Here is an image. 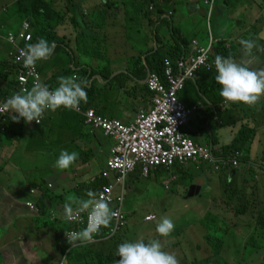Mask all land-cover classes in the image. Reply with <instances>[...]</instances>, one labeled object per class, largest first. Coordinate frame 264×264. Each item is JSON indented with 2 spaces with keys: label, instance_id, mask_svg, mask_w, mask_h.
<instances>
[{
  "label": "crops",
  "instance_id": "0c3cea01",
  "mask_svg": "<svg viewBox=\"0 0 264 264\" xmlns=\"http://www.w3.org/2000/svg\"><path fill=\"white\" fill-rule=\"evenodd\" d=\"M43 1L56 11L57 20L64 17L62 26L68 25L72 30L65 33L60 25L56 27L61 29L57 36L63 40L55 42L57 49L56 51L54 49L49 57L53 63L50 66L52 70L47 78L42 75L43 81L54 89L58 86L60 76L86 79L87 89H91V97L87 104L82 102L83 106L89 105L100 114L121 119L126 124L133 123L140 110L151 107L153 94L147 91L146 83L149 73L161 66L160 61L171 59L177 67L183 62L188 64L196 53L195 41H198L202 48L211 45L209 29L211 6L205 3L206 0ZM24 4L23 0L0 2V57H3L0 58V64L10 61L9 58L5 59L12 48L7 41L8 34H17L24 30L26 22L31 23V20L27 19L29 12H26ZM11 5L14 9H11ZM69 8L72 15L65 19ZM62 9H65L64 14H61ZM76 17L78 27L75 23ZM211 25L215 39L213 44L215 55L216 47H221L229 56L240 62L242 46L239 41L255 39L258 35L264 34V0H216L215 9H212ZM32 29L34 33L37 29L35 24L31 26ZM259 42L264 44V39ZM177 45L181 48L178 54L172 48ZM159 52L160 56L157 55ZM62 57H66V63L59 62ZM260 61L264 62V55L260 57ZM257 66H264V63H258ZM180 70L177 69L178 72ZM71 71L74 73L71 74ZM15 74L16 71L8 63L7 67L0 65V101H6L15 93L16 85H11L13 81L15 82ZM216 75L217 72L207 74L202 71L198 74L196 82L189 83L186 91L182 92L181 100L189 107L205 101L206 107L201 112L204 118L199 119L204 124L202 127L201 123L197 125L194 132L207 142L204 145L214 146L218 151L229 145L225 132L221 131L222 125L226 122L234 125L237 122L234 117L238 120L241 118L242 121L254 119V125L262 134L258 141L260 144L259 147L256 145V149L251 146V157L246 159V164H242L241 168L244 170L251 167L259 168L261 174L257 176L258 183L249 184L247 187L249 199H255L253 195L255 193L260 202V206L257 202V208H261L264 206V149L261 144L264 139V96L260 99L263 107L256 110L258 113L255 111L251 115L250 111L254 107L243 103H238L237 106L223 112L219 109L224 100L219 95L221 86L215 81ZM211 86L214 87L213 91H209ZM104 92L109 94L104 96L102 95ZM3 94H7L6 99H3ZM118 94L124 96L119 99L120 101L115 99ZM14 115L12 111L7 126L0 130V242L4 237L12 235L18 236V239L0 243V264H57V260L63 261L70 251L78 247H72L65 234L68 231L67 226L70 228V225L64 218V204L69 196L88 199L89 191H97L92 190L90 184L99 179L104 183L100 175L106 168L111 148L116 141L98 130L87 127L89 132H86L84 130L86 126L76 122L81 116L65 108L55 112L46 111L41 123L35 121L26 123L23 119L17 123L12 121ZM47 128L49 134L46 133ZM213 129L216 130L217 144L212 137ZM59 132L62 137L67 136L66 134L73 137L65 138L57 149H54L51 142V147L55 151L53 154L46 140L50 138V134L58 136ZM232 133L234 135V132ZM86 147L95 151V154L92 153L91 161L83 162L81 158L73 164L75 168L72 166L71 170L58 172L55 165L61 150L79 153ZM253 150L256 152L254 156ZM97 155L105 157V164L99 174L94 173L96 177H90L84 166L92 163ZM40 156L47 157L48 163H41V166L40 163H33L32 170L25 171L28 164L40 159ZM10 164L18 165L22 172H25L19 175L5 174L4 168ZM43 170L51 172L52 177L56 179L31 184ZM244 170L240 171L238 187L244 184V177L241 175ZM166 173L161 169L153 172L150 178L145 180L160 183V176ZM172 174L171 178L164 176L166 182L175 178L179 181L183 178L189 182V188L193 184L202 186L201 192L192 199L184 195L189 191L188 187L180 186V192L183 193L180 196L187 201L186 206L201 216L204 205H208L207 209L212 205V197L204 198L202 195L206 188H211L210 182L213 180L211 171L204 168L201 172L193 165L185 169L177 166ZM139 175L140 173L136 172L130 177L127 209L142 207L138 195L144 179ZM57 178L62 180V185L56 183ZM33 189L35 193L31 194ZM57 189H62L60 194L49 195ZM155 195L161 198L158 193ZM30 201L37 207L35 212L25 206ZM157 204L159 200L152 206ZM221 209L225 211L224 208ZM210 212L204 211L206 215L204 220ZM258 212L259 210L256 214ZM151 213L156 212L149 210L146 214ZM42 217L47 218L48 223L43 224ZM204 220L199 218L200 223ZM183 231L175 229L169 237L161 238L180 246ZM69 263L70 259L67 261V264Z\"/></svg>",
  "mask_w": 264,
  "mask_h": 264
},
{
  "label": "clouds",
  "instance_id": "9594fccd",
  "mask_svg": "<svg viewBox=\"0 0 264 264\" xmlns=\"http://www.w3.org/2000/svg\"><path fill=\"white\" fill-rule=\"evenodd\" d=\"M205 3L207 4V0ZM215 5H216V0L213 6L214 9H215ZM211 19L212 16H209V26H210L209 29L211 34L210 47L202 48L198 45V41H195L194 44L196 45L195 55L198 54V49L200 48L207 50L209 54V62L215 65L213 67L204 65L196 72L194 77L189 78L186 81V84H189L190 82H196L198 74H200L202 71L213 72V73L217 72V75L215 76V81L217 82V84L221 86L219 95L223 98L225 103H234L228 105L224 110L220 108V105L222 104L221 103L219 105V109L221 111L225 112L227 109L234 106L236 103H243L249 107H254L260 101L261 97L264 96V66H257L258 63H264L260 61V57L264 55V44H261L259 42L261 39H264V34L258 35L255 39L252 38L241 39L239 41V44L242 46V57L240 62H237L231 56L225 58L221 55H215L213 48L215 39L212 32ZM26 23L30 25V28L25 33L31 34L32 39L29 42H26L25 40L17 42L19 46L25 48L20 51V55L17 57V62H20L22 60L23 66L26 69H32L35 67V69L39 73L41 82L37 81L29 89H22L21 91H19L17 88V79H16L18 74L17 66L11 61V58L9 56L8 57L10 60L9 65H11L13 69L16 71L15 74L16 88H15V93L11 95L2 105H0V114H3L7 111H11L12 113L13 111L15 115L12 117V121L14 122L19 123V121L23 119L26 123H31L32 121H35L36 123H41V119L46 111L55 112L60 108H65L66 110L75 112L74 110H77L79 106H81L85 110L93 109L98 115L106 117L100 114L95 108L92 107L86 108V106H83L82 102L87 104L90 101V97H91V91H90L91 89H87L88 81L86 79H80L77 76H60L58 77V86L55 87L54 89L43 81L42 71L41 69H39L36 63L38 61L48 59L52 55L56 45L55 42L49 44V42L43 38L39 39L37 43L32 44L31 42L33 40V29L31 30V26L33 25L28 22ZM19 33L14 35L17 36ZM11 46L12 48L10 52L13 51L14 49L12 44ZM167 61L171 62L172 68L176 71L177 74L183 73V71H185V69H183L181 66L182 63L177 67L174 64V62L171 61V59H165L164 67H163L164 74H165V70L167 69V65H166ZM185 65L188 66L189 63L188 64L185 63ZM174 66L176 68H174ZM179 68L181 70L178 72L177 69ZM151 73H157V72L151 71L149 73V76ZM149 76L146 85L148 91L151 94H153L148 86ZM161 77L164 78V75ZM154 98L155 95L153 94V101ZM179 100L183 102L180 99V97ZM75 113L81 115L84 120V124L87 125L85 123V117L80 113L77 112ZM109 119L122 121L121 119H113V118H109ZM122 122L126 124L124 121ZM6 126L7 124H5L4 127ZM90 128L91 130H98V129H94L91 126ZM98 131H101L105 134L103 130H98ZM195 144L212 148L217 160H223V159L229 160L231 158H234L238 154L239 165L237 167H234L233 165L224 166L220 171H217L214 165L209 163H200V164L188 163L186 165L177 164L176 166L171 168L166 165H160L149 168V173L145 175L144 165L143 163H139L137 167L132 172H130L126 177V185L124 189L125 201L123 205V210L127 217V225L114 233L113 230L116 227V222L114 218L119 216V212L114 210L116 205L110 204V202L105 198L104 194L101 193V191L104 185L113 181V179H110L109 181L107 179H104L102 177V174L108 167V163L112 157V150L116 145L115 143V145L111 148L110 159L107 162L106 168L102 171L100 175V177L104 180V183L100 186L99 191L97 193L89 191L87 193L88 199H81L76 196H69L64 204V218L67 220L68 224L70 225V228L67 226L68 231L65 232V234L69 244L72 245V247L74 246H78V247L75 248L72 252L70 251V253L64 257L62 264H67V261H69V259L70 262H73V258L71 255L75 250L78 249L85 250L86 257L84 258V260L86 261V264L89 263L101 264L108 256H112L114 258L115 264H180V261L178 260L176 254L165 251L164 245L159 239H149L147 240V242H145V239L143 237L139 238L134 242L129 241V239L124 240V236L126 235V231L129 226V215L126 211L127 209L126 205H127L128 190L130 185V177L132 174L136 172L140 173L139 177L147 179L150 178L153 172L159 171L161 169L165 170L169 174H172L173 169L176 168L177 166H182V168L185 169L186 167L193 165L198 171L201 172L204 168H208L211 171V173L212 172L220 173V176L218 177L219 179L221 178V175L224 176V172L230 171L232 173V175H230L231 178L230 180L232 181L233 177L236 176L237 170H244V168H241L242 164H246V162L242 161L243 158L245 159L243 152L233 154L232 156L227 158L226 156H223L222 151H218V149L215 148L214 146L203 145L197 142H195ZM216 153H219V155H216ZM78 158H79L78 152L75 151L69 152L67 150H61L60 155L56 160L55 166L60 170L70 169L73 166V164L78 160ZM249 170H254L255 172L254 179L251 182H249V184L255 182L258 183L257 176L261 174L259 168L251 167V169ZM177 181H178L177 178L170 180V182H177ZM220 181H221V185H224L222 180ZM249 184L248 185L246 184L245 186L242 185V187H238V186L237 187L238 189L240 190L243 189L248 193L249 187L247 186H249ZM194 185H198V184H193L192 186ZM192 186L190 187V190L186 192V195L184 194L185 196H187L188 199H192L193 197L198 195L202 189V186L198 185L201 188L198 189L197 187V189L193 191L194 194L191 195ZM32 191H34L35 193V189L31 190V194ZM180 191L181 189L178 190L177 192L179 193ZM121 192H122V188H119L118 193ZM221 197L224 200L223 195H221ZM248 199H249V193H248ZM235 200L237 202L238 198H236ZM249 201H251V203L253 204L254 199L251 198L249 199ZM28 203H32L33 208L29 207L27 205ZM25 206L34 212L37 209L36 205L31 201L27 202ZM254 207L257 206L255 205ZM222 208H224V206H222ZM257 210H252L255 212L253 214L249 212L245 215H247L248 218H250V216H256ZM82 213H85L84 222H72ZM211 213L212 212H210L209 214ZM209 214H207V216H209ZM158 221H159V214L157 213L146 214L145 216V222L148 224H156V222ZM112 222H113L112 227L109 229V232L107 234L105 232V228H109ZM174 230H175V224L173 220L167 216L162 217L160 222L155 227V232L158 234V236L164 238L169 237ZM17 237L18 236L12 235L11 237H8V241L18 239ZM103 245L104 247H101ZM179 247H181V245ZM259 259L262 260L261 258ZM260 264H262V262Z\"/></svg>",
  "mask_w": 264,
  "mask_h": 264
},
{
  "label": "built area",
  "instance_id": "2783aa9c",
  "mask_svg": "<svg viewBox=\"0 0 264 264\" xmlns=\"http://www.w3.org/2000/svg\"><path fill=\"white\" fill-rule=\"evenodd\" d=\"M207 4L211 6L210 16H212L215 0H207ZM29 28L30 25L25 23L23 32L17 36L8 34L7 37V41L14 47L9 56L17 66L16 79L19 91L29 89L37 81L41 82L35 67L26 69L22 60L17 62L20 51L25 49L19 46L17 42L22 40L29 42L32 39L31 34L25 33ZM166 65L164 78L158 73L150 74L148 86L155 95L154 101L150 109H142L139 112L136 121L132 124H124L120 120H111L98 115L93 109L85 110L81 106L74 110L85 117V123L88 126L103 130L107 136L116 140L108 167L102 174L104 179L108 181L113 179V181L104 185L101 191L110 204L116 205L114 210L119 212V216L114 218L116 222L114 233L127 225V217L123 210L126 177L139 163H143L145 175L149 173V168L160 165L171 168L177 164L209 163L214 165L217 171H220L224 166L233 165L237 167L239 165L238 154L229 160H217L212 148L195 144L183 132L190 117L200 109L198 106L187 107L179 100V95L185 89L186 81L194 77L200 68L204 65L209 67L215 65L209 62L208 51L200 48L198 54L191 58L188 66L182 63L181 66L185 69L183 73L177 74L170 61H167ZM4 102L0 101V105ZM230 104L234 103L224 102L220 108L224 110ZM11 116V111L0 114L1 130L5 129L4 126ZM119 188H122L121 193H118ZM27 205L33 208L32 203ZM85 213L80 214L72 222H84Z\"/></svg>",
  "mask_w": 264,
  "mask_h": 264
},
{
  "label": "rangeland",
  "instance_id": "374dc122",
  "mask_svg": "<svg viewBox=\"0 0 264 264\" xmlns=\"http://www.w3.org/2000/svg\"><path fill=\"white\" fill-rule=\"evenodd\" d=\"M10 0H0V2H6L8 3ZM11 9L13 8V5L10 6ZM71 8H69L68 15L65 17V19H68L71 17L72 12L70 11ZM61 14L65 13V9L60 10ZM64 11V12H62ZM58 16V15H57ZM57 16L54 18L55 22L60 25L62 29H64L65 33L72 32L71 28L68 25L62 26V22L64 21V17H60L59 20H57ZM57 32H60L61 29H56ZM58 34V33H57ZM56 57V56H54ZM0 58H3L2 56ZM8 58V56L5 57V59ZM62 61L63 63H66L67 59L66 57H62L59 59V62ZM52 59L49 58L48 61L41 60L36 63V65L41 69L43 72V76L45 78L48 77V73L52 70L50 69V66L52 65ZM108 92L102 93V95H108ZM123 98V95H116L115 99L119 100L120 98ZM120 101V100H119ZM256 106V107H255ZM254 106L253 109H251L250 114L252 115L257 109H261L263 106L260 103V101ZM73 112V111H72ZM241 110H238V113L240 114ZM257 112V111H256ZM75 113V112H74ZM258 113V112H257ZM261 114V113H260ZM79 115V114H78ZM243 115V114H242ZM81 116V115H79ZM82 117V116H81ZM257 117V116H256ZM204 115L202 113L195 114L191 120L194 123V127L191 128V131L195 130V127L199 124V119H203ZM255 118V117H254ZM235 124L232 126H224L221 128V131L225 132V138L228 141V144L230 145L233 140L238 138L240 140L241 136L243 135L241 133L242 130L245 129H254L256 132V135L252 141L251 146H253V149H256V145L259 147L258 141L260 136V130L254 125V119H251L249 121L243 120L237 117H234ZM241 120V121H240ZM78 123H81L82 121L79 119L76 121ZM248 123H251L249 125ZM85 125V124H84ZM85 131L89 132L90 126L85 125ZM247 126V127H244ZM89 129H88V128ZM215 130V129H214ZM234 132V135L233 133ZM246 132V131H244ZM46 133L49 134V130L47 128ZM65 135V134H64ZM67 136L62 137L61 132L58 133V136H54L51 134L49 135V139L46 140V143L49 147V149L55 153V151L51 147V142L54 145V149H57L59 145L65 140V138L71 139L73 135L66 134ZM52 138V141H51ZM199 142L201 144H206L207 142L203 140L200 137H196V142ZM262 147L264 146V140L261 141ZM261 147V148H262ZM251 147H247L243 150L244 156L246 159L251 157ZM48 149H46L47 151ZM67 150V149H65ZM61 152V151H60ZM256 152L253 150L252 155L254 156ZM60 155V154H59ZM264 156V155H263ZM83 162L84 159H83ZM39 164L41 166V163H48L47 157H41L40 159L34 161H31L28 164V167L25 169L32 170L31 164ZM33 164V165H34ZM105 164V157L102 155H97L93 158L92 163L90 162L89 165L84 166L87 171L89 172L90 177H96L94 173L99 174L101 172V169L103 165ZM74 167V165H73ZM75 168V167H74ZM66 169V170H71ZM66 170H60L58 169V172H64ZM22 172L21 168L17 165H8L4 168V173L7 175H14V174H21ZM57 172V175H58ZM212 178L213 180L210 182L211 188H206L204 193L202 194L205 197H212V205L207 209L208 205H204V210L202 212V215H198L193 213V210L186 206L187 201L182 198L180 195L183 193H178L177 191L180 190V186H187L189 185V182L187 180H184L183 178H180L178 182H166V177H170L171 175L169 173H166L165 175L160 176V183L158 182H149L148 180H145L146 178H143L144 181H142L140 186V192L138 195L139 200L142 202V207L140 208H128L126 209L128 215H129V226L126 231V235L124 236V240L129 239V241L134 242L138 240L139 238L143 237L145 239V242L149 239H162L158 236V234L155 232V227L160 222L161 218L164 216L169 217L173 220L175 224L176 230H184L181 232L183 235L182 241H179L181 247H179V244H176L174 242H171L170 240H164L162 239L161 242L164 245V250L168 252L175 253L178 260L180 261V264H208V263H202L204 260V255L206 254H212L211 252V243L209 244V236H208V230H211L212 232H216L218 235L223 234L226 229H228L227 236L225 237V245L223 250V258H224V264H234V261L228 256V254H234L235 260H243L242 264H260L262 260H264V231L260 232L256 237H253V239H250V237L253 235L254 228L259 227L264 229V220H262V224L260 223L257 226V223L254 224L252 228H248L247 225L251 221H249V218L247 215H241L237 218H234L233 214H230L228 212L223 211L221 209L222 206L228 207L229 204H227L221 197L223 195L221 181L218 178L220 176V173L212 172ZM52 179H56V177H52L51 172L48 170H43L42 174L38 175L34 180H32L31 184H36L38 181H50ZM58 179V178H57ZM56 183H61L62 180H55ZM55 183V184H56ZM70 183V182H69ZM67 183V184H69ZM56 187V186H55ZM188 190L190 188L188 187ZM62 189L53 190L50 196L52 195H58L60 194ZM64 193V192H63ZM155 193H158L161 198H159ZM186 195V193H185ZM234 198H232L233 200ZM159 200V204L152 206L154 203H156ZM235 201V200H233ZM196 202V201H194ZM232 201L230 200V203ZM233 204V202H232ZM253 206V205H252ZM154 211L157 214H159V221L156 222V224H148L145 222V216L147 211ZM205 212L211 211L212 217L207 222V224L200 223L199 218L203 219L205 218ZM233 213V211H232ZM257 215V214H256ZM230 223L228 225V222ZM41 222L43 224L48 223V219L45 217L41 218ZM263 227H262V226ZM207 228V229H206ZM247 229V230H245ZM249 230V231H248ZM243 232L246 234L245 237H240V234ZM125 234V233H123ZM247 236V237H246ZM171 244V245H169ZM201 245V248L198 249V247ZM172 248V249H169ZM208 249V250H207ZM207 250V253L205 251ZM245 250H248L247 255L245 257H242ZM261 258L254 260V259H248V258ZM216 256H213L214 259ZM247 258V259H245ZM1 260V258H0ZM207 260H211L207 259ZM82 264H86V261L83 260Z\"/></svg>",
  "mask_w": 264,
  "mask_h": 264
},
{
  "label": "trees",
  "instance_id": "16d2710c",
  "mask_svg": "<svg viewBox=\"0 0 264 264\" xmlns=\"http://www.w3.org/2000/svg\"><path fill=\"white\" fill-rule=\"evenodd\" d=\"M23 1L25 2L24 7H25L26 12H29V13H27V19H30L31 24L32 25L35 24L36 28H37V29H35V31L33 33V40L31 43L35 44L41 38L47 40L49 42V44H51L52 42L62 41L63 39H59V37L57 36V31H56V29H57L56 27L59 24H57V23L52 24L53 22H55L54 18L57 15L56 11L53 10L50 7V5L45 3L43 0H23ZM75 23H76V26L78 27L77 17L75 18ZM172 48L175 50V52L177 54L179 53V49H181L179 47V45H177L176 47H172ZM56 49H55V51H56ZM216 50H217V55H221L225 58L229 57V54L227 52H225V50L222 49L221 47H217ZM182 53H183V51H182ZM160 54H161L160 52L157 53V55H159V56H160ZM162 59H164V58H162ZM164 62H165V60L160 61L161 66H158L157 69L155 70L161 76L164 75V68H162L164 66ZM7 63L9 64V61ZM7 63L6 64L2 63L0 65H1V67H5V66L7 67ZM174 68H176V67L174 66ZM70 73L72 74V73H74V71H71ZM205 73L212 74L213 72H205ZM190 83H192V82H190ZM11 85L14 86L16 84L13 81ZM195 85L196 84H194V86ZM187 86H188V84H186V88H187ZM218 86H220V85H218ZM186 88L182 92H185ZM213 90H214V87L211 86L209 91H213ZM182 92L179 95L180 99H181ZM6 95L7 94H5V95L3 94V96H4L3 99H6L5 98ZM237 105H238V103H236L234 106H237ZM196 106H198V108L200 110L196 111L190 117L187 125L183 129V132L185 134H187L190 138H192L195 142H196V137H200V136H197V134H195L194 131H191V128L194 127V124H193V121L191 120V118L195 114L201 113L203 111V109L206 107L205 101H204V103L201 102ZM89 107H90L89 105H86V108H89ZM188 107H189V105H188ZM213 114L215 115L214 111H213ZM80 120L82 121L80 124L84 125V120L82 119V117L80 118ZM200 123H201V127H202L204 122L200 121L198 125H200ZM222 126L224 127V126H231V125L228 122H226L225 125H222ZM244 127H247V126H244ZM244 131H246V132H244ZM213 132H214V134L212 135V137L214 139V143L217 144V141L215 140L217 137L216 130L213 129ZM241 133L243 135L241 136L240 140H238V138L237 139L235 138L234 141L230 145L223 146V148H222L223 156H226L228 158V157L232 156L233 154L240 153V152L242 153L243 150L247 147H251L252 141L256 135L255 130L254 129H245V130H242ZM197 143H199V142L197 141ZM263 149H264V146H263ZM92 153L95 154V151L94 150L91 151V150L87 149V147L83 148V150L81 152H79L78 160L83 158L85 162L91 161ZM216 155H219V153H216ZM242 161L246 162V158L245 159L243 158ZM240 171L241 170H237L236 176L237 175L238 176L233 177L232 181L230 180L231 179L230 175H232V173L230 171L224 172V176L221 175V178H220V180L223 179V183H224L223 189H222L224 201L227 204H229L228 207L227 206L224 207V210L230 214H232V211H233L234 218H237V220H239L238 217L241 215H245L249 212H251V214L255 213L252 210H257V207H254L255 205L257 206V202L260 206V202L257 199L255 193H253V195L255 196V199H254L253 204H252L251 201H249V199H248V193L243 189L242 190L238 189L237 180L240 177L239 176ZM241 175L244 177V183L245 184H243V185L245 186L246 184L248 185L249 182H251L254 179L255 172H254V170H246L245 169L243 172H241ZM102 183L103 182L99 179L96 182L91 183L90 186H91L92 190H94V191L97 190L96 192H98ZM256 184L257 183L255 182L254 185H256ZM244 186H243V188H244ZM232 198H234L233 200L238 198V201L237 202H236V200L233 201ZM230 200L233 202V204H232V202L230 203ZM43 205L45 206V204H43ZM258 210H259V212H258L259 215L250 216V218H249V221H251L250 223L247 224V227L249 229L252 228L255 223H257V226L260 223L262 224V222H263L262 220H264V206L263 207L261 206V208H258ZM211 217H212V214H209V216L206 217V220L202 221V223L207 224V222H209ZM112 224H113V222L111 223L109 228H105V232L107 234L109 232V229L112 227ZM229 224L230 223L228 222V225ZM245 230H247V229H245ZM207 231H208V236H209L208 238L210 240L209 244L211 243L210 249H211L212 254L211 255L206 254L207 250H208L207 249L204 253L206 255H204V258H203L204 261L202 263L205 262L208 264H224L225 260L223 258L222 253H223L224 247H226L224 239L227 236L228 229H226V231L221 235H218L217 231L212 232L211 230H208V229H207ZM263 231H264L263 228L255 227L253 235L250 237V239H253V237H256L260 232H263ZM245 235L246 234L243 232V234L242 233L240 234V237H245ZM7 241H8V237H4L0 243L1 244L6 243ZM200 248H201V245L198 247V249H200ZM247 252H248V250H245L242 257H245L247 255ZM71 256L73 258V262H70V264H82V261L86 257L85 250L84 249L75 250ZM213 256H216L215 258H217V259H214ZM228 256L232 259V261H234V264H242L243 263L242 261L244 259L243 260L242 259L241 260H235L234 254H228ZM210 258H211V260H207ZM245 259H247V258H245ZM248 259H254V258H252V256H251V258H248ZM257 259H259V258L257 257L254 260H257ZM61 262L62 261L59 262V260H57V264H61ZM101 264H115V260L112 256H108ZM262 264H264V260L262 261Z\"/></svg>",
  "mask_w": 264,
  "mask_h": 264
},
{
  "label": "water",
  "instance_id": "95a60500",
  "mask_svg": "<svg viewBox=\"0 0 264 264\" xmlns=\"http://www.w3.org/2000/svg\"><path fill=\"white\" fill-rule=\"evenodd\" d=\"M235 173V172H234ZM197 187H198V189H200L201 187L200 186H198V185H194V186H192V188H191V195L192 194H194V190H196L197 189Z\"/></svg>",
  "mask_w": 264,
  "mask_h": 264
}]
</instances>
